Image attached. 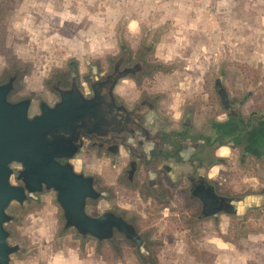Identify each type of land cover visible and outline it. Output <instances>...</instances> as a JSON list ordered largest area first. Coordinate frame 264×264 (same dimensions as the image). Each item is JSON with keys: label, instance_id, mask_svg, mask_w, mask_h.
Instances as JSON below:
<instances>
[{"label": "rangeland", "instance_id": "obj_1", "mask_svg": "<svg viewBox=\"0 0 264 264\" xmlns=\"http://www.w3.org/2000/svg\"><path fill=\"white\" fill-rule=\"evenodd\" d=\"M0 104L15 129L64 125L54 134L76 143L90 186L82 217L13 163L24 193L0 209V264H264V0H0ZM154 111V140L197 146L219 209L185 175L149 172L148 144L113 152L86 132Z\"/></svg>", "mask_w": 264, "mask_h": 264}, {"label": "water", "instance_id": "obj_2", "mask_svg": "<svg viewBox=\"0 0 264 264\" xmlns=\"http://www.w3.org/2000/svg\"><path fill=\"white\" fill-rule=\"evenodd\" d=\"M0 106L4 108L2 104ZM6 112L0 107V188H2L0 209L3 210L10 199L20 198L24 193L9 181L12 164L18 163L23 167L19 176L23 177L30 186L33 188L43 184L54 186L59 189L67 207L75 214L85 217L82 202L90 186L86 179L74 170L71 162L62 161L71 158L77 152L76 143L66 141L62 135L54 134L59 128H64V125L56 123L54 132L50 131L43 135L39 133L40 131L37 132L38 127L28 126L32 121L25 122V119H22V126L15 129L10 121L15 115ZM24 114L25 112H21L19 117L22 118ZM46 118L43 116L38 120L45 121ZM72 121L68 124H72ZM65 126L67 131H72L69 125ZM32 130L36 131L33 136H31ZM29 174L32 176L30 177ZM1 248L0 245V253H2Z\"/></svg>", "mask_w": 264, "mask_h": 264}, {"label": "flooded vegetation", "instance_id": "obj_3", "mask_svg": "<svg viewBox=\"0 0 264 264\" xmlns=\"http://www.w3.org/2000/svg\"><path fill=\"white\" fill-rule=\"evenodd\" d=\"M109 85H111V81L108 82L107 85H104L103 88ZM106 88H104V91ZM155 119L157 120L156 124ZM161 122L158 112L154 111L151 114L143 115L142 122H136V124H133V128H130V124L128 127L125 126L116 116H111L110 119L106 121L101 119V122H95L93 120L87 121V125L85 126H88L86 132L91 133L93 139L96 137L95 135L97 133L102 135L110 134L109 137H106L105 141L101 142H106L113 152H115L117 148H119V150L122 149L121 147H123V145L132 152L135 151L138 144H148V148H145V150L141 147L140 152H137V156L139 159L141 158L143 164L148 167L149 172L158 170L159 173L156 172V178L160 175V177L163 176L169 181L175 180L176 175H185L190 185V191L189 189L186 191L192 193L193 197L198 200L199 203L202 202V204L209 209H219V198L211 196L207 187L204 186V182L207 179L206 163L201 159L193 158L198 150L197 146L189 145V140L191 141V138H188L189 140L187 139V137H190L189 135H184L183 138L179 136V139H176L174 136L175 141L177 140L178 142V147L176 148L175 145L168 146V143H160L159 140H154V137L159 134L155 129L156 127L157 129H161V125H163ZM138 129L140 130L138 131ZM129 132L132 134L130 135ZM161 135H164V133ZM141 136L143 138H141ZM101 142H93L92 144L95 143L94 145L96 147L101 148ZM129 142L134 148L130 147ZM178 161H180V163ZM173 171L174 174L172 173ZM147 176L151 182L153 175L148 173ZM202 191L208 193L210 200L203 198ZM222 203L225 204L226 202L222 201Z\"/></svg>", "mask_w": 264, "mask_h": 264}, {"label": "crops", "instance_id": "obj_4", "mask_svg": "<svg viewBox=\"0 0 264 264\" xmlns=\"http://www.w3.org/2000/svg\"><path fill=\"white\" fill-rule=\"evenodd\" d=\"M248 133V132H247ZM246 133V134H247ZM261 137V136H260ZM247 138H248V136H247ZM252 146H254V145H252ZM255 147V146H254ZM256 148H258V147H256ZM72 159V160H71ZM71 160V164L74 166V170L75 171H77V169H76V160H78V161H81V164H85V163H87L88 161H87V159H85V158H81V157H79V156H72L71 158H69V161ZM62 161L64 162V159H62ZM87 167H89L90 165L88 164V165H86ZM80 170H82V169H80Z\"/></svg>", "mask_w": 264, "mask_h": 264}, {"label": "trees", "instance_id": "obj_5", "mask_svg": "<svg viewBox=\"0 0 264 264\" xmlns=\"http://www.w3.org/2000/svg\"><path fill=\"white\" fill-rule=\"evenodd\" d=\"M243 129H246V127H243ZM241 132L242 131H239V138L237 139V140H244V139H246L247 138V136H244V135H242L241 134ZM243 133H246V131L245 132H243ZM248 139V138H247ZM250 141L248 140L247 142H246V144H248L247 146H249V149H250V147L252 146L251 145V143H249ZM251 149H253L252 147H251ZM234 198H237V197H234Z\"/></svg>", "mask_w": 264, "mask_h": 264}]
</instances>
